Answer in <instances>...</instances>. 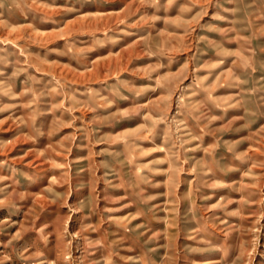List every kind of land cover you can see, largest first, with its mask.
Returning a JSON list of instances; mask_svg holds the SVG:
<instances>
[{
	"label": "clouds",
	"instance_id": "1",
	"mask_svg": "<svg viewBox=\"0 0 264 264\" xmlns=\"http://www.w3.org/2000/svg\"><path fill=\"white\" fill-rule=\"evenodd\" d=\"M110 3L112 0H0V20L6 27L9 20L23 17L28 21L23 27L30 29L48 22L61 23L64 16H73L77 21L91 22L93 35L96 26L103 24V38L95 37L88 47H78L73 37L63 48L50 50L74 60L87 72V55L97 45L117 44L121 37L109 34L115 26L108 17L115 13L93 15L84 10L104 8ZM145 5H150L153 13L141 16L137 23H147L149 29H155L154 22L163 20L164 29L162 33L149 30L133 42L143 49L140 55L155 57L144 68H130L127 63L117 66L115 80L105 77L106 82L99 87H90L87 80H80L85 84L81 92L75 87L78 69L31 54L11 77L0 80V92L12 98L7 103L0 98V112H8L0 124L10 122L21 132L17 139L33 143L30 151L40 165L35 170H25L17 163L19 157L0 160V208L6 207L8 212L0 219V233L8 234L7 240L0 238V264H188V257L194 252L215 257V264H264V75H254L258 70L264 73V55L257 58V53L264 54V43H257L264 37V0H129L120 14L130 16ZM210 7L215 8L211 13L215 22L204 21ZM158 12L167 15H157ZM73 31L77 30L68 29L66 35L71 36ZM162 34L167 45L159 42ZM232 43L247 55L241 56L229 46ZM188 49L192 51L181 63L182 57L177 53ZM205 56L209 58L204 59ZM33 60L40 75L28 71L27 65ZM0 63L9 61L0 56ZM21 71L26 73L25 83L20 92H14L12 85ZM124 72L135 75L123 78ZM136 77L147 82L133 83ZM221 85L237 91L227 98L214 96L213 91ZM145 96L152 98L139 102ZM17 97L24 102L21 114L13 115L21 104ZM121 104L129 106L122 109ZM217 107L225 112L230 107L243 108V114L218 123L224 113L214 114ZM49 113L53 117L51 124L47 122ZM85 113L89 115L86 117ZM130 114L143 117L135 129L114 137L103 133V126H119L121 118ZM78 120L81 122L76 123ZM68 125L72 130L65 133ZM255 125L259 127L252 132ZM241 130H249V135L224 139L226 133L237 134ZM208 134L214 139L205 147ZM78 137L87 138L89 148L94 143H108L101 149L105 159L92 165L91 194L86 192L88 182L74 169L70 155ZM45 139L49 143L38 147ZM245 141L248 147H238ZM15 143L0 141V146L7 153ZM145 143L151 146L146 147ZM221 147L227 148V154H217ZM200 149L204 154L197 156ZM157 151L162 154L154 155ZM60 160L62 164L57 163ZM101 166L106 169L104 175L96 176L95 169ZM240 169L244 171L239 182L224 179ZM48 170L58 171L59 175L42 189L46 202L68 204V196L75 192L78 198L68 204L69 216L83 211L86 218L99 215L100 219L82 224L76 232H69L59 218L37 226L41 202L36 201L25 216L27 228L37 233L29 242L22 239L26 232L23 225L15 233L10 231L16 223L11 217L24 210L30 195L17 188L25 181L43 182ZM187 173H191L192 183L187 192H181L182 176ZM99 180L104 181L106 188L124 189L136 212L127 217L110 216L112 210L101 208L98 203ZM161 186L165 192L157 190ZM225 186L239 196L224 195L215 203L207 202L215 192L206 189ZM198 195L202 203L198 202ZM161 197L166 198L158 203ZM161 208L166 210L164 216L159 214ZM133 217L140 218L139 222L130 223ZM154 221H162L164 226L154 230ZM113 222L118 225L116 230L103 227ZM193 223L195 226L190 227ZM182 235H187L188 240L178 244ZM54 249L55 257L50 259ZM73 249L78 252L76 256H64L65 251ZM127 251L133 254L121 259Z\"/></svg>",
	"mask_w": 264,
	"mask_h": 264
},
{
	"label": "rangeland",
	"instance_id": "2",
	"mask_svg": "<svg viewBox=\"0 0 264 264\" xmlns=\"http://www.w3.org/2000/svg\"><path fill=\"white\" fill-rule=\"evenodd\" d=\"M138 3L139 0H136ZM129 3V0H112V3L108 4L104 8H86L84 12H91L93 15L100 14L103 15L104 13L113 14L115 16H109L108 22H111L115 27L113 29H109V34L119 35L121 37L120 41L113 45L111 42H107L103 45H97V47L91 51L87 57V72H85V67L78 65L74 60H70L67 56L62 55L58 51H50L54 49H61L65 46V44L72 40L75 37L74 42L77 44L78 47H88L93 44L95 37L103 38L104 32L102 31L104 25L98 24L96 26V31L93 35V25L91 22L88 21H77L73 16H64L61 23H51L48 22L44 25H37L30 29H25L23 25L28 23L23 17H19L17 19H12L8 21L7 26L5 27L2 20H0V56H5L9 63L3 64L0 63V67L4 68V72L0 73V80H5L6 77H11V74L15 72L17 67H22L25 65V62H28L30 59V55L34 54L35 57H43L49 61H58L59 64L71 65V68L78 69L77 75V82L75 83V87L83 89L85 87L84 83H79L80 80H87V85L90 87H99L102 83H105V77H107L108 81L115 80V71L117 66H123L125 63L130 68H144L145 65L154 62L155 57L147 58L146 56L140 55L142 52V48L140 45H134V41L138 39V37L147 34L149 30L163 32L164 29V22L163 20L155 21L156 28L149 29V25L147 23L138 24L137 21L141 16H151L153 10L151 9L150 5H145L142 9H137L135 13L130 16H123L120 14L121 9L125 7L126 4ZM215 11V8H209L208 15L204 17V21L206 22H215L211 13ZM171 15L175 16L176 13L172 12ZM59 15V14H56ZM83 15V13H81ZM157 15H167L163 12H158ZM68 29H76L77 31H73L71 36L66 35ZM118 29H124L125 31L120 32ZM171 31V29H169ZM199 32V29H196ZM159 42L161 44L167 45L168 41L165 39V36L162 34L159 37ZM257 43H264V37L259 38ZM132 45V47H129ZM230 47L236 49L240 52L238 46L235 43L229 45ZM192 49H188L185 52L177 53V55L182 57L181 63L185 59H187L188 53L191 52ZM47 53V55H45ZM241 56H246V52H240ZM262 55L261 53H257V58H260ZM209 57L205 56L204 59H208ZM214 58V57H213ZM235 58V57H233ZM229 60V64H230ZM35 61H31L27 67L28 71L40 75V73H36L35 68L33 65ZM191 66V65H190ZM179 67V64L176 65ZM227 67V65H225ZM63 70V69H59ZM109 72H112V75H109ZM70 75L74 73L69 72ZM44 76H48L47 73L42 74ZM135 74L132 72H124L122 73L123 78H131ZM254 75H264V73L257 71ZM96 77V79L91 80L87 79L88 77ZM26 79V73L21 71L15 76V83L12 85V91L20 92L24 86ZM214 80V78H213ZM9 82H11L9 80ZM147 80L142 77H136L133 83H146ZM187 82V81H186ZM211 83V81H210ZM2 87V85H0ZM234 91L237 89L232 88L228 85H221L218 90L213 91L214 96L224 97L227 98L232 95ZM158 95V93H157ZM0 98L3 99L4 102H12V98L5 96L2 92H0ZM62 98V97H61ZM152 96H145L144 100L139 101L141 103L146 102L148 99H151ZM16 99L21 100V104L17 106V111L13 113V115H20L21 114V107L23 105L24 99L17 97ZM227 103V99L224 101ZM129 105L121 104L120 107L127 108ZM224 113L223 119L218 123H223L226 120H231L233 117H241L243 114V108H236L230 107L225 112L224 109L217 107L215 109L214 114L220 115ZM77 115H80V109H76ZM8 114L7 111L0 112V120H3V117ZM59 114V113H57ZM89 114L85 113L87 117ZM53 117L52 114H47V122L51 124ZM143 120L142 116H137L136 114H130L128 116L122 117L121 121L118 122L119 126L114 125H105L103 126V133H107L112 135L113 137L119 133L125 132L129 129H135L138 124H140ZM81 121H76V123H80ZM242 121H237L240 123ZM259 125H255L251 127V131L255 132ZM71 125L65 127L64 132L71 131ZM21 135V132L10 125V122L5 121L3 124H0V141H16V143L10 147V150L5 153L3 147L0 146V160L9 159L13 160L14 158H21L17 163L18 165H22L25 170L32 168H40L39 164H36L35 160H33V153L30 151L34 147L31 141L27 140H20L17 139ZM249 130H241L237 134H230L226 133L224 139H237L239 136H248ZM213 137L208 134L205 136V147L211 145L213 143ZM49 141L47 139L43 140L42 143L38 145V147H44ZM88 139L87 138H77L76 146L73 148L72 153L70 154L74 164L73 167L77 171V173L82 174V179L86 180L88 183L86 185V192L91 194L92 189V176H93V168L92 165L98 163L100 160L105 159L106 154L101 152V149L108 146L107 141H102L99 143H94L92 148L88 146ZM146 147L151 146L150 143H145ZM241 149L243 147H248V142L245 141L242 145L238 146ZM161 151H157L154 155H161ZM203 149L197 150L196 155L200 156L203 155ZM218 155L227 154V148L221 147L217 149ZM230 155V154H228ZM47 163V161L45 162ZM57 163H63L62 160L57 161ZM105 168L103 166L95 169L96 176H103L105 172ZM244 169H240L238 171L232 172L224 177V179L228 180L229 183L232 181L239 182ZM59 175L58 171H51L48 170L47 176L44 178L43 182L41 183H27L26 181L17 188V191H27L30 195L27 198V202L24 204V210L15 216H12L11 219L16 221L14 225L11 226L10 231L15 233L20 229L23 225L26 228V232L22 236V239L28 240L31 242L36 236L37 233L35 230L31 228H27V224L25 223V216L28 212V209L36 202H41V212L37 217V226L42 223H46L48 221H54L58 218L65 223V226L68 228L69 232H76L78 231L82 224L84 223H95L99 221L100 216L95 215L94 218H86L85 212H77L72 213L69 216L70 209L68 208V204H72L78 198L75 192L68 196V204L65 203H49L44 200L45 193L42 191L44 186L51 180L53 177ZM158 179H163V177H158ZM192 183V175L191 173L183 174L182 176V185H181V192H187L190 185ZM11 190V186L9 187ZM57 190H60L59 187ZM160 192H165L166 188L161 186L157 189ZM76 191H79L77 189ZM205 191H214L215 194L211 197L207 202L208 203H215L221 196L224 195H234L239 196L238 192H234L229 187H221L215 190L213 189H206ZM96 194L100 198L98 203L101 208L104 209H111L112 211L109 212L110 216L115 217H127L129 214L136 212V206L132 203H129V197L125 195L124 189H117V188H106L104 181L99 180L96 183ZM2 195V194H0ZM120 198V199H117ZM166 197H161L158 203H162ZM198 202H203L199 200V195L197 197ZM188 206H190V201L185 202ZM183 206V205H182ZM252 211H256L255 208L251 209ZM166 210L161 208L160 215L164 216ZM259 213L257 212V215ZM8 215L7 208H0V219H3L5 216ZM138 217H133L130 223H138ZM154 230L158 228H162L164 226L162 221H154ZM195 224L193 223L190 227H194ZM108 231H114L118 228V225L113 222L111 224L105 223L103 225ZM222 235V233H221ZM0 238L7 240L8 234L7 233H0ZM188 240L187 235H182L178 238L177 243L180 244L183 241ZM55 243V242H54ZM67 243V241H65ZM75 244V241H72ZM262 245H264V239H262ZM55 249L50 254L49 258L53 259L55 257ZM78 254L76 249L72 251H65V257H74ZM133 253L131 251H127L122 253L121 259L131 256ZM215 257L211 255H207L205 253H192L188 257V264H215ZM259 259V258H258Z\"/></svg>",
	"mask_w": 264,
	"mask_h": 264
}]
</instances>
